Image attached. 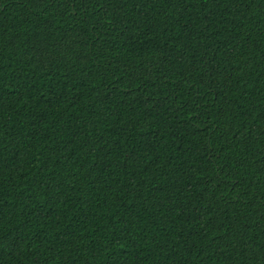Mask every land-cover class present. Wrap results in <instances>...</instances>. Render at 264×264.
I'll use <instances>...</instances> for the list:
<instances>
[{"label": "trees", "instance_id": "1", "mask_svg": "<svg viewBox=\"0 0 264 264\" xmlns=\"http://www.w3.org/2000/svg\"><path fill=\"white\" fill-rule=\"evenodd\" d=\"M0 264H264V0H0Z\"/></svg>", "mask_w": 264, "mask_h": 264}]
</instances>
